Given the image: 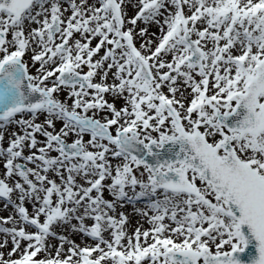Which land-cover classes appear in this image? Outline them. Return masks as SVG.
I'll return each mask as SVG.
<instances>
[{"label": "snow or ice", "instance_id": "obj_1", "mask_svg": "<svg viewBox=\"0 0 264 264\" xmlns=\"http://www.w3.org/2000/svg\"><path fill=\"white\" fill-rule=\"evenodd\" d=\"M0 264H264V0H0Z\"/></svg>", "mask_w": 264, "mask_h": 264}, {"label": "rangeland", "instance_id": "obj_2", "mask_svg": "<svg viewBox=\"0 0 264 264\" xmlns=\"http://www.w3.org/2000/svg\"><path fill=\"white\" fill-rule=\"evenodd\" d=\"M38 139H42V137H39V136H38ZM25 154H27V152H26ZM53 154H54V153H53ZM126 211H127L128 213H131V212H132L131 207H130V206H127V207H126ZM145 227H147V225H145Z\"/></svg>", "mask_w": 264, "mask_h": 264}]
</instances>
